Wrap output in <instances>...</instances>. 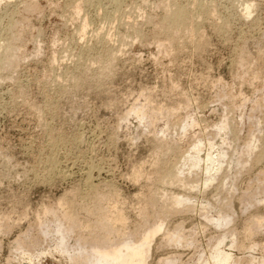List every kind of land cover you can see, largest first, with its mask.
I'll return each instance as SVG.
<instances>
[{"label": "rangeland", "instance_id": "1", "mask_svg": "<svg viewBox=\"0 0 264 264\" xmlns=\"http://www.w3.org/2000/svg\"><path fill=\"white\" fill-rule=\"evenodd\" d=\"M116 1L0 0V59L4 47L15 55L0 68V264H83L71 256L90 251L105 216L125 221L111 241L135 240L178 193L193 210L166 213L147 264H194L222 236L234 264L264 258V0ZM171 4L206 11L195 12V36L183 31L172 44L163 30ZM145 106L141 122L132 112ZM197 141L202 158L210 144L226 155L210 186L203 164L184 167L197 189L160 184L163 167H179ZM150 198L156 206L143 210ZM202 207L227 214L228 226L214 227ZM256 217L262 226L250 234ZM177 227L181 244L166 243Z\"/></svg>", "mask_w": 264, "mask_h": 264}, {"label": "bare ground", "instance_id": "2", "mask_svg": "<svg viewBox=\"0 0 264 264\" xmlns=\"http://www.w3.org/2000/svg\"><path fill=\"white\" fill-rule=\"evenodd\" d=\"M107 1L108 0H106V2ZM193 1H194L193 3L195 4L196 1L195 0H193ZM189 3H190V1H189ZM178 5H180V4H178ZM192 5H191V7H192ZM250 6L247 4L244 8V13H245L246 17L251 16L250 15L251 14V11H250L251 7ZM173 8H174V6L172 4H171V6L167 7V16H165V18L163 19V30H164V34L166 36L165 38L171 44L176 41L175 36L179 35L180 33H183V31L186 32L189 36H192V35L195 36V33H196L195 31L198 30L197 28L199 27L198 26L195 30L194 22H195V19L197 18L196 14L200 15V14H204L206 12V11L204 12V10L200 7V5H197L196 8L194 7L195 11L192 14L190 12H187V10L186 11L183 10V8L172 10ZM186 9H188V8H186ZM195 12H196V14H195ZM196 25H197V23H196ZM187 34H185V35H187ZM181 36H183V34ZM193 40H195V39H193ZM179 46H181V45H179ZM3 50H4V53H6L7 55L4 58L0 59V68L4 69V67H9L12 64V62H13L12 58L15 55H14V53L12 54L13 51H11V49H6L4 47ZM110 53H113V51ZM1 54H3L2 51H1ZM106 63H104V64L106 65ZM99 65H101V64H99ZM145 108H146V106L144 108L138 107L132 112V114H134L141 121L147 117V112L145 111ZM153 119H154V117H153ZM162 120H163V118H162ZM163 124H165V123H163ZM184 129H185V127L183 126V129H181V130L184 131ZM218 130L219 131H226V126H224L222 124L218 127ZM201 145H202L201 141H197V143L193 144V146L187 152L189 154V156L183 158V163L179 167L175 168L173 165H169L168 168L163 167V169L161 171V175L157 181L160 184H167L170 186H178V187L185 188V189L189 188L188 190H190V191L197 189L198 187L195 184L196 181L190 182V181H188L187 178L184 177V173H185L184 167L189 164L190 169L192 168L193 170H195V169L199 170L200 169L199 167L203 164L205 166L204 170H203L205 176H204V179H201V180H203L202 185H203L204 190L207 189L210 186L212 180L214 179V174H212V173L219 170V167L222 164V158L225 157L226 155L223 151H221L217 154L215 153L216 155H213L212 154L213 145L210 144L209 150H208L205 158L204 157L202 158L200 156L201 149H202ZM166 147H168V145ZM166 147L165 148L160 147L158 149H160L163 152L170 151L171 148H169V147L166 148ZM253 147H254V145L251 146V149ZM229 164L230 165L233 164L232 160H229ZM235 164L240 165L241 163L236 160ZM156 166L158 167V170L155 172L158 174V173H160V170H159L160 164H156ZM188 170L189 169L187 168L186 171H188ZM194 172L195 171H193V173ZM135 173L136 174H134V176L136 179L141 177L140 173H138V172H135ZM188 173H189V171H188ZM89 174H86V175H89ZM90 176H89V180H90ZM87 187L89 189H92L93 186L91 184H89V182H87ZM186 187H188V188H186ZM186 195L178 193V194L171 195V197L170 198L168 197V199L166 198L168 202L165 201V203L167 202V204H168V206H170V208L168 206L167 207L169 209H167V210H163V208H162L163 211H159V214L156 217V220L154 221V223L149 224V225L147 224V226L143 228L142 232L139 233L140 235H139L138 239H135V240H134V237H132L133 240H131L132 239L131 238L129 240H124V241H120V242L111 241L109 238V234L113 233L114 230H116L114 228L116 225L124 226L123 224L125 221L121 215L122 213H118V214L112 213L110 216H108V215L105 216L102 219V221L100 220L101 221L100 227H101V225L102 226L104 225L103 227H101L100 230H102L104 234H100L99 232L96 233V235L93 236L95 239L91 238L92 241H91L90 251L87 252L86 255L71 256V260H73L77 263H83V264H147L149 256H150V251L152 248L153 241H154L156 235L159 234L163 230L164 218L167 216L166 213H169V214L171 212L179 213V212H184L183 210H185L187 212L188 209L190 211V206L192 204L191 201L193 198L191 196H188V195L186 196ZM97 200L102 201L103 197H98ZM262 202H264V198H263ZM189 203H191V204H189ZM62 204L63 203H61V200H60L59 205L63 206ZM167 204H165V205H167ZM188 204L190 206H188ZM155 206H156V201L151 199V200H149V202L147 203V206L143 210H145L147 208H149V210H152ZM165 208H166V206H165ZM202 212H203L202 217L206 221L213 223V226L218 228V229H224L229 224V216L227 214L221 213V214H219L217 219H215L214 217H213L214 218L213 219L211 217L212 215L209 216L207 214L206 210H204V208H203ZM45 213H51V211L49 212L48 210H46ZM151 214L152 213H150V215ZM73 216H74V213L71 210V211H67L64 215V218H63L64 220H67L70 223V225L68 227L69 231H71L75 227L74 222H73ZM107 220H109V221H107ZM261 220H262L261 217H256L253 221H251L252 224L248 228V232L250 234H252L254 232V230H256L257 228H260L262 226ZM94 226H91V227L94 228ZM89 227H87V228H89ZM59 229H60V225H57L55 227L53 233H59ZM97 231H99V230H97ZM90 235L92 237V234H90ZM163 235H164L163 237H164L166 243L173 244V245H180L184 239V235L182 234L181 229L178 227L176 228L175 232L165 233ZM224 241H225L224 236H222V238L217 240L215 245L212 247L213 249L209 252L207 257H203L204 252L199 253L197 258H196V262L194 264H234L235 258L232 255L231 251L226 250L225 247H223ZM62 245H63V238H61L59 243L57 244L58 249H61ZM232 246H233V242L228 247L231 248ZM42 254H44V253H42ZM174 263H175L174 257H166V258L158 259V261L156 262V264H174ZM178 263L179 262L177 261V264ZM246 264H264V258L257 260V261H256V258H252V260L251 261L249 260Z\"/></svg>", "mask_w": 264, "mask_h": 264}]
</instances>
